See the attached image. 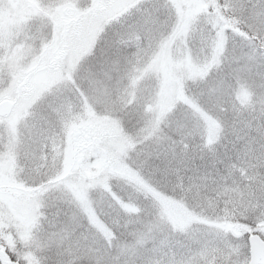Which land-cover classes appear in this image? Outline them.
Returning a JSON list of instances; mask_svg holds the SVG:
<instances>
[{
	"label": "snow or ice",
	"instance_id": "6c2138e0",
	"mask_svg": "<svg viewBox=\"0 0 264 264\" xmlns=\"http://www.w3.org/2000/svg\"><path fill=\"white\" fill-rule=\"evenodd\" d=\"M0 264H264V0H0Z\"/></svg>",
	"mask_w": 264,
	"mask_h": 264
}]
</instances>
